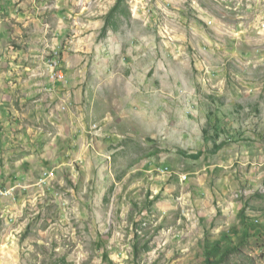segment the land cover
<instances>
[{"label":"rangeland","instance_id":"rangeland-1","mask_svg":"<svg viewBox=\"0 0 264 264\" xmlns=\"http://www.w3.org/2000/svg\"><path fill=\"white\" fill-rule=\"evenodd\" d=\"M116 1L0 0V126L18 124L19 155L34 156L13 167L3 136L0 190L19 188L0 201V264H264V0H125L105 33ZM97 62L105 80L145 84L122 107L146 127L119 130L121 144L96 134L108 154L95 159L70 141L48 150L50 111L36 114L63 107L60 89L35 99L27 80L88 90ZM86 95L66 106L92 124ZM54 152L65 165L40 184Z\"/></svg>","mask_w":264,"mask_h":264},{"label":"crops","instance_id":"crops-1","mask_svg":"<svg viewBox=\"0 0 264 264\" xmlns=\"http://www.w3.org/2000/svg\"><path fill=\"white\" fill-rule=\"evenodd\" d=\"M95 66L97 67V70L96 69L94 70L97 75V80H93L92 83L93 86L90 89L88 87V90H85L84 86H82L80 82L76 83L75 82L76 80L74 81L73 85L72 84L69 85L70 81L67 80L60 83H58L59 82L58 81L56 83L55 81L49 78V74H47V77L43 80H39L36 78H30L27 80L29 83L28 87L33 88L31 94L35 99L43 98L49 100L52 99L53 101L54 98L52 97V93H50L51 92L50 90H52V87L54 89L55 87H58L60 89L58 95L60 97L63 107L61 105L54 106L52 103L48 105L42 103L38 107L37 111L38 110L39 111L36 114V116L38 117V113H39L38 118L45 120L44 107H46V109H49L50 111L49 116H51V118L48 119V122L50 124L49 126L47 125L45 126V130L46 131L49 130V134H50L48 139L46 138L47 145L49 147L48 150H52V146L55 145V143L56 144L61 143L64 147H67V143L70 141L75 143V145L79 147V152H81V154L82 152H85L86 157H88L89 159H95V157L97 156L102 157L103 154H108V151H106V149L104 148L105 145L103 144L104 143L103 140H96L99 134L100 136L101 135L103 136L105 142L107 143L113 141L112 143L121 144L123 143L121 140L122 138H124L123 136H127L124 135L123 133L124 132L123 129L127 125L134 124L137 127H146L147 123H145V121H143L142 119L140 120L139 118L140 116L135 119H130L131 115H125L124 113L125 110L122 107L124 106V101H126V99L127 101L130 100L132 102L131 107H135V104L142 103L145 98V94H144L145 84L136 83L133 86L130 85L128 86L127 84L125 87L122 86V84H117V83L115 84L112 78H108L105 80L104 76H106L109 73V71L105 68V65L97 62ZM3 70H4L3 65L0 63V79L2 83H3L2 78L4 76ZM98 73L100 74V77ZM73 74L74 72L72 71L67 72V75H73ZM15 81H14V85H15ZM123 82L124 80L121 83ZM4 86L5 85H1L2 88ZM6 90H2V93L0 91L1 105H3V101L6 100L10 96V94H12L10 89L7 88ZM44 91L47 93L45 97H44L45 95ZM14 93L15 91H13V94ZM85 94H87L86 99L88 102L93 101L92 103L95 102L99 103V105L96 106V110L93 109V116L96 122L92 124H88L87 117H84L82 114L79 115V117L74 116V114L71 113V111H68L66 106V103L68 104L70 103V105L72 103L80 104L81 102H83V100H85V96H84ZM93 96L94 98L92 99ZM76 108L80 109L81 106L79 107L76 106ZM58 109H62L61 111L67 110L69 112L68 115L67 114L65 115L66 121L64 119H60L64 115L63 113L59 115V118L56 117L54 114L52 116V113ZM49 116L47 115V118ZM94 125H97L96 131L94 130ZM16 126H18V124L11 125V123H9L7 127H4L2 125L0 126V150H2V148L4 149L5 146V139L3 136L9 135L10 137H8V139L6 140V144H11V145H14V143L17 144V146H14L10 150L11 151L10 153H16L14 159L12 158L11 160L12 161L11 165L13 167L18 166L19 168L25 166L24 169L26 170V168L30 167V165H33L34 156L33 154L31 155L29 152H28L29 154L26 157L19 155L20 152L18 151V148L23 146L22 143L23 142L25 143L27 141V138H24L22 136L21 127L18 128ZM151 128L154 130V126H151ZM51 129H54L56 131L55 135L51 133ZM119 130H122L123 132ZM154 132L156 131L154 130ZM15 133H17V137H13ZM39 141H41V139H39ZM44 141H45V137H44ZM44 141L41 142V145L42 144L44 145ZM59 148H62V146ZM12 156H14V154H12ZM44 160L45 162L47 161L48 163L47 166L49 165V168H52L50 169L52 171H56L58 168L57 166L61 164L65 165L62 160L60 161V157L56 154V152H54L53 157L50 156L45 158ZM8 164H9V160L7 159V165ZM150 165L153 164L151 163ZM0 166H4L2 157H0ZM31 175L32 173L27 175L25 173H21L19 175V181L24 182L26 181L25 178L29 180V177ZM2 176H4L3 171H1L0 173V177ZM1 180L2 178L0 179V181Z\"/></svg>","mask_w":264,"mask_h":264},{"label":"trees","instance_id":"trees-1","mask_svg":"<svg viewBox=\"0 0 264 264\" xmlns=\"http://www.w3.org/2000/svg\"><path fill=\"white\" fill-rule=\"evenodd\" d=\"M124 3H125V0H117L116 1V4H115V6L112 8V10H111V12L109 13V15L106 17V26H105V28H104V32L106 33L107 32V29H108V25H109V23H110V19L112 18V17H114L116 14H118L119 12H120V10L122 9V7L124 6ZM126 10L124 11V14L126 15ZM222 146H219L218 148H221ZM180 155L181 156H183V157H186V158H192V159H194V160H198L200 157H201V153H199V154H197V155H192V156H189L186 152H184V151H180ZM244 225L246 226V228H249V229H251L250 227H249V225H248V223L246 222V219H245V222H244ZM256 226H259V225H256ZM224 238H227V239H231V237L230 236H227V235H225L224 236ZM220 246H221V243L219 242V243H217V245L216 246H214V247H212L213 248V251H218L219 249H220ZM234 250V249H233ZM213 253V252H212ZM210 256H211V254L210 253H208V259H207V261H208V263H209V261H210Z\"/></svg>","mask_w":264,"mask_h":264},{"label":"built area","instance_id":"built-area-1","mask_svg":"<svg viewBox=\"0 0 264 264\" xmlns=\"http://www.w3.org/2000/svg\"><path fill=\"white\" fill-rule=\"evenodd\" d=\"M55 58V57H53ZM53 62V61H51ZM64 79V74L61 75V77H58L55 81L63 80ZM97 125H94V130L96 131ZM168 170V169H167ZM54 179V171H45L42 176L40 177V184H46L50 182V180ZM19 187H14V188H9L5 190H0V201L5 202V201H16L17 194L16 190Z\"/></svg>","mask_w":264,"mask_h":264}]
</instances>
